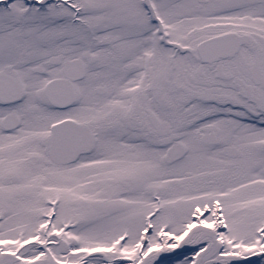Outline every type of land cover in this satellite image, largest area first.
I'll return each instance as SVG.
<instances>
[{"label": "snow or ice", "instance_id": "obj_1", "mask_svg": "<svg viewBox=\"0 0 264 264\" xmlns=\"http://www.w3.org/2000/svg\"><path fill=\"white\" fill-rule=\"evenodd\" d=\"M0 264H264V0H0Z\"/></svg>", "mask_w": 264, "mask_h": 264}]
</instances>
